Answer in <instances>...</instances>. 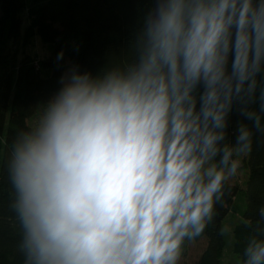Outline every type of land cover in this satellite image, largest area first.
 <instances>
[{"label":"clouds","instance_id":"1","mask_svg":"<svg viewBox=\"0 0 264 264\" xmlns=\"http://www.w3.org/2000/svg\"><path fill=\"white\" fill-rule=\"evenodd\" d=\"M131 47L69 63L17 134L24 264H179L264 136V0H153ZM242 264H264V227Z\"/></svg>","mask_w":264,"mask_h":264},{"label":"trees","instance_id":"2","mask_svg":"<svg viewBox=\"0 0 264 264\" xmlns=\"http://www.w3.org/2000/svg\"><path fill=\"white\" fill-rule=\"evenodd\" d=\"M152 3L153 0H0V264H24L19 250L22 228L13 208L16 193L8 173L17 134L34 125L29 121L35 116L39 118L69 63L96 72L120 59H135L131 45ZM24 21L27 23L22 30ZM21 34L25 41L38 37L51 47V54L43 57L37 67L20 59L17 66L9 63L3 68L1 61L6 51ZM60 51L64 56L57 61ZM42 69L51 72L44 77ZM246 166L245 188L230 182L231 189L226 187L222 202L215 206L216 215L204 233L185 240L183 251H187L190 242L203 241L193 264H224L222 223L230 209H241V220L232 229V251L240 264L253 228L264 227V219L257 211L264 206V136L254 137ZM237 197H241L242 206L233 208ZM248 221L253 222L251 226Z\"/></svg>","mask_w":264,"mask_h":264},{"label":"rangeland","instance_id":"3","mask_svg":"<svg viewBox=\"0 0 264 264\" xmlns=\"http://www.w3.org/2000/svg\"><path fill=\"white\" fill-rule=\"evenodd\" d=\"M31 1V0H30ZM23 17L26 18V14L24 12ZM28 22V20H27ZM26 21L23 22L22 30L25 27ZM23 34L17 37V41L15 45L11 47V49L6 51V56L4 57V63L1 61V66L6 68L9 66V63L15 64L19 63V60L22 59L27 64L33 65L37 67L45 56H49L51 54V47L49 45L44 44L38 37H31L29 40H24ZM49 69H42V76H48L50 74ZM38 116H35L33 119L29 121L30 124H35L38 120ZM247 157V156H246ZM246 157L243 158V168L237 175V177L233 178L231 183L237 184L240 189L245 188V184L248 176V169L246 166ZM242 206L241 197L235 200V206L233 208H239ZM240 210L241 209H230L227 216L224 218L222 223V230L225 239V247L223 251L222 261L224 264H240L238 257L232 251V229L233 226L240 222ZM203 248V241H193L189 243V247L187 251H183V255L179 264H193L199 253Z\"/></svg>","mask_w":264,"mask_h":264}]
</instances>
